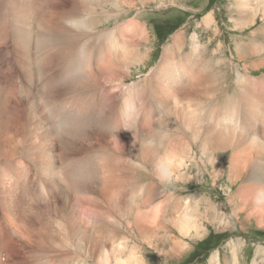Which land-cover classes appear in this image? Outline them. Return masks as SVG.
Returning <instances> with one entry per match:
<instances>
[{"label": "bare ground", "instance_id": "6f19581e", "mask_svg": "<svg viewBox=\"0 0 264 264\" xmlns=\"http://www.w3.org/2000/svg\"><path fill=\"white\" fill-rule=\"evenodd\" d=\"M35 1L0 0V25L5 29L8 23L15 25L14 42L20 46L23 43L26 49L24 65L27 59L35 62L42 76V63L48 55L52 54L57 64L64 60L67 69L60 75L64 84L63 112L58 110L60 105L53 93L44 91L48 85L37 78L43 84L37 88L40 107L35 108L38 102L33 98L35 101L27 106L29 115L25 112L26 123L19 114L10 125L12 132L4 134L0 129V153L5 156L14 154L22 144L23 124L24 129L29 126L30 140L37 137L35 148L26 146L20 158L36 157L38 178L31 180L22 171L19 181L23 184V197L17 193L20 182H16L0 203L10 216L20 213L16 215L21 221L14 216L13 233L19 231L27 240L42 243V250L34 253L37 257L30 256L33 264H148L146 247L166 262L178 259L189 247L184 239L203 238L210 223L224 219L207 197L194 196L187 207L188 197L179 201L174 194L167 196V183H197L205 170L209 171L208 166L215 171L216 155L226 152L231 153L225 160L227 167L222 166L215 180L223 174L228 175L230 184L239 183L246 175L252 182L261 179L258 158L264 152V130L258 126L264 125V97L256 95V85L242 75L235 83L237 96L224 95L223 73L220 69L219 74L211 71L222 61L211 64L200 56L197 33L190 38V53L185 54L184 50L188 44L174 41L173 46L164 49L163 61L146 76L147 84L138 88L137 82L129 84L133 68L146 66L150 59V50L144 49L148 34L138 20L124 26L118 24L114 29L94 30L95 14L99 9L104 13L109 7L123 10L125 6L132 9L156 4L162 8L167 6L165 0H71L65 12L56 10L55 4L44 12L48 8L36 6ZM233 6L240 30L256 24L259 12L264 18V0H236ZM212 16L203 19V27L213 23ZM82 29L89 31L82 33ZM213 32L217 30L214 28ZM253 33L261 39L264 29ZM32 38L36 39L32 44L35 48L29 50ZM72 41L80 44L77 52ZM252 47V43L251 47L247 43L237 45L239 52L243 50L248 57ZM255 47V54L263 56L264 40ZM32 50L38 54L34 60ZM37 72H31L33 80ZM209 100L214 104L206 110L202 104ZM5 102L0 99V118ZM216 102L222 111L219 106L213 107ZM46 105L48 115L52 108L56 116V124L49 127L42 117ZM205 115L210 118L207 126L201 121ZM81 134L89 136L85 148L78 154L80 158H71L68 153L71 150L75 154L72 149L78 146L75 140ZM205 156L208 160L203 159ZM194 171L197 174L192 176ZM130 196L135 198L133 202L128 200ZM255 201L264 202V194ZM38 202L43 207H37ZM78 202L84 204L88 216L82 214L80 218L69 208L71 203L77 207ZM142 209L152 211L151 220L135 216ZM21 213L26 214L24 219ZM257 213L254 211L253 216H259ZM36 222L41 223L39 228ZM74 251L82 257L80 262L68 260ZM237 256L234 253L225 263L236 264ZM219 257L215 254L210 264H219ZM252 264H264V252L257 253Z\"/></svg>", "mask_w": 264, "mask_h": 264}, {"label": "rangeland", "instance_id": "374dc122", "mask_svg": "<svg viewBox=\"0 0 264 264\" xmlns=\"http://www.w3.org/2000/svg\"><path fill=\"white\" fill-rule=\"evenodd\" d=\"M45 1L47 2V0H43V2H40V0L35 1L36 6L40 4L41 6L48 8L44 10V12L49 11V7L52 4L58 6L54 5V8H57L56 10L62 9L65 12L69 10L65 9V7L70 6V3H72L71 0H49L48 3ZM172 1L173 0H165V5L167 6L162 8H158L156 4H151L147 8H143L141 5H138L132 9L125 6L123 10H119L115 7H109V9H104V13L101 9H99L95 14L96 25L95 23L92 24V28L94 27V30L102 31L104 29H114L118 24H122V26H124L128 21L138 20V23L145 28L146 33L148 34L147 40L149 42L146 40L147 44L144 49L150 50V59L147 60L148 63L146 66H138V69L133 68L132 76L127 80L128 83L134 84L137 82L135 83L137 84V88L145 83L147 84L145 79L148 77L146 76L153 68H156L160 62L163 61L162 57L164 49L173 46L174 41L175 44H188L184 50L185 54L190 53L192 50L190 38L192 35L197 33L200 38L199 43L202 48L200 56L211 64L212 62L222 61L221 65H214V68L212 66L211 71L219 74L220 69L223 73L222 75H224L226 88L224 90V95L229 97L237 96V92H235V83L239 75H242L249 78V80L256 85V95L264 97V55L261 56L255 54L257 51L255 46L259 41L264 40V34L259 35L261 38L259 39V37H254L253 33L254 31L264 29L263 14L261 12L257 14L256 24L251 25L249 28L244 30H240L238 25L235 23L236 16H234L235 8L233 6V2L236 0H178L179 2L176 3H173ZM40 5H38V7H41ZM254 6L256 7L255 4ZM1 11L2 8L0 7V17H2ZM209 14H213L212 17L214 24L211 23L209 27L205 28L202 24L203 19ZM109 16L112 18L107 20ZM0 22L2 21L0 20ZM5 26L6 29L0 25V99L1 102L6 101V109L2 111L3 116L0 118V129L3 130L4 134H7L8 132H12L10 125L12 121L15 120L14 118H17V115L20 117L21 115L19 114H22L21 117L24 118L26 123L28 116L25 118V112L29 115L28 105H31V103L36 100L38 105L35 106V108L40 107L37 88L41 87V85L43 86V84L38 80L39 78L44 84L48 85H46L47 87L44 88V91L46 93H53L52 95L54 96V100L60 105L58 110L62 111L61 107L64 100L62 91L64 90V84L63 77L60 75L65 72L67 66L64 67V60H61L59 57L57 59L61 60V62L57 64V60L53 61L52 54H50L48 55L47 61L42 63V74L44 76L37 72L38 65H36V67L34 65L35 62L33 63L30 59H27L26 61V64L30 61L28 63V70L27 65H24L25 62H23L26 51L25 47H22L24 44L22 43L20 46V43L17 44L14 42L17 38L12 36L15 25L9 26L8 23ZM214 28L217 30V33L213 32ZM87 31L89 30L82 29L81 32L84 33ZM180 35L183 36V39ZM185 35L187 36L186 39ZM32 39L33 41H31L29 50L35 48L32 44H34L36 39ZM179 39H181V41L183 40V42L179 41ZM72 42L75 47L74 52H77L76 46H79L80 48V44H76L74 41ZM82 43H84V41H82ZM239 43L250 44V47L252 43L253 55L251 53L248 57V55L244 54L243 50L239 52L240 50L237 49V45ZM174 46L177 47V45ZM32 54V60L36 59L38 54H36L34 50H32ZM96 54L99 55L98 48L96 50ZM20 62H23V64ZM29 64L32 65L30 66ZM31 72H33V74H36L37 72L38 74L37 76L34 75V80ZM249 80H246V82ZM135 92H137V90ZM71 97H74V95ZM33 98L35 100H33ZM238 100L244 101L240 97ZM211 101L212 100H209L206 103H203V108L211 110L212 108H210V106L214 104L213 101ZM227 103L229 104L230 102ZM219 105L220 104L216 102L213 107ZM243 105L246 107L245 102ZM48 107L49 105L44 106V114L42 116L47 123V127L50 126L49 124H56V116L52 113V108L50 109L48 115ZM219 107L222 111V106ZM54 111H56V109ZM231 113L232 112H230V114ZM6 121H8V123ZM201 121L204 126L210 124V118L206 115L202 116ZM258 127L260 130H264L263 124ZM22 128L23 141L20 145L21 148H18L19 151L17 149L14 154L7 156L0 153V203L3 194L7 192L16 182H20V189L17 193L23 197V184L21 180L19 181V178L22 176V171H25L31 180L39 175V173L37 174L38 166L36 157H32L31 159L20 158V155H22V151L26 146L29 145L30 148H35L37 144L36 136L34 140L29 139V126L24 129L23 124ZM60 132L58 133V137L62 136L63 130ZM47 134H49V130L47 131ZM64 137L73 139V137L69 135H65ZM79 137L81 138L75 140L78 146L72 149L75 150V154H73L71 150V154L68 153V155L72 156L71 158H73V156L77 158L81 157L78 154H80V151L85 148L86 140L89 136L81 134ZM49 140L52 142L51 139ZM157 142L158 141H154L153 143ZM61 146H59V149L62 153H65ZM150 148L152 149L154 146H151ZM103 154L104 151L100 154V156ZM230 156V152L220 153V155L217 154L216 157L218 159V163L215 171L212 169V166H208L209 171L205 170L203 179L197 183L187 184L183 182L171 181L167 183V191L165 192L167 196H173L172 194H174L179 201L188 197L187 207L191 205L194 196L198 195L200 198L207 197L208 200L211 201V204L218 209L219 215L224 220L214 223L215 225L210 223L208 225V232L203 238L194 239V241L184 239V242L188 243L189 247H187V253L178 257V259L166 262L158 258L157 252L151 248L147 249L148 247H146L147 252L145 253V257H147L148 264H210V260L215 254L220 256L218 258V260L220 259L219 264H226L225 262H229L234 253H237L238 255V261L236 264H252L257 253L260 251L264 252V202H260V204L257 203V205L255 201L264 194V152L261 151L258 158L262 180L258 178L259 180L257 179L255 182H252L248 175L244 176L239 183L236 181L234 184H230L227 174H223L222 176L220 175L215 180L214 177L216 174L220 173L222 166L227 167L225 160L230 158ZM203 159L208 160V157L205 156ZM58 164L59 162H57V165ZM205 169H207V167H205ZM196 172L197 171H194L192 176L196 175ZM21 191L22 193H20ZM128 200L133 202L135 198L130 196ZM164 200H166L165 197ZM57 202H59V200ZM152 206H154V204ZM37 207L43 206L38 202ZM84 207V204L79 202L77 207L74 206V203L69 205V208H71L74 213H77V216L80 218L83 216L82 214L88 216ZM76 208L77 210H75ZM257 210V215L260 213L259 216H253V212L255 211L256 214ZM151 213L152 211H150V209H142L140 211H136L135 216L138 218L141 216L145 217L147 221H149L151 220ZM16 214L19 215L20 213L16 211L13 216H10L9 213H7V210L5 211V209L0 206V245H3L0 250V264H33L32 262L34 261H32V257L30 256L33 254V257H37V254L34 253L42 250V243L39 244L36 240L34 242L30 241L31 239L27 240L23 237V233H20L19 231L13 233L15 230L13 222ZM21 215L24 216L23 219L26 217V214L21 213ZM256 217H258V219ZM16 219H19L18 221L22 220L17 215ZM29 219L32 220V218ZM27 221L29 220L27 219ZM40 225V222L35 223L37 228H39ZM177 234L178 233L175 232V235ZM162 249L167 250L168 247ZM81 259L82 257L76 255L74 251L68 260H73L76 263L80 262Z\"/></svg>", "mask_w": 264, "mask_h": 264}]
</instances>
